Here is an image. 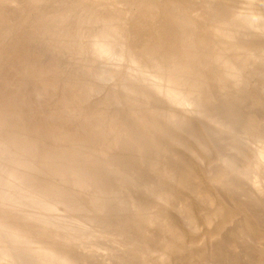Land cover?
Listing matches in <instances>:
<instances>
[{
  "label": "bare ground",
  "instance_id": "1",
  "mask_svg": "<svg viewBox=\"0 0 264 264\" xmlns=\"http://www.w3.org/2000/svg\"><path fill=\"white\" fill-rule=\"evenodd\" d=\"M263 82L264 0H0V264H264Z\"/></svg>",
  "mask_w": 264,
  "mask_h": 264
},
{
  "label": "rangeland",
  "instance_id": "2",
  "mask_svg": "<svg viewBox=\"0 0 264 264\" xmlns=\"http://www.w3.org/2000/svg\"><path fill=\"white\" fill-rule=\"evenodd\" d=\"M17 15V14H16ZM34 42V41H33ZM69 65H71V64H69ZM262 87V89H264V82H263V85L261 86ZM245 105V106H244ZM241 104V106H236V107H238V110H239V112H241V114L243 113V114H246V113H248V111H249V109H250V107H248V105L247 104ZM249 108V109H248ZM241 109V110H240ZM260 113L262 114V115H264V108H262L261 109V111H260ZM199 123V121L197 120V124ZM195 127V126H194ZM195 129H196V127H195ZM263 129H264V122H263ZM197 130V129H196ZM237 133H238V135H240L239 137V140H240V142H242V144H244L245 142L246 143H248V144H244L243 146H242V144H240L239 142V144L241 145V147H243L244 149V151H246V152H244L246 155H248L247 157H252V153L251 152H248L249 150L250 151H252L251 149H252V144H250L249 142L250 141H247L248 140V136H247V134H245V132L244 131H242V132H240V130H238L237 131ZM240 133V134H239ZM243 133V134H242ZM247 138V139H242V138ZM245 142H244V141ZM225 144V143H224ZM224 144H220L221 146H220V148L222 149L224 146L225 147H227L226 145H224ZM238 144V145H239ZM250 144V145H249ZM251 147L249 150H248V148H249V146ZM245 146H247V147H245ZM224 147V148H225ZM223 148V149H224ZM221 149H220V151H221ZM227 149V148H226ZM191 156H188V158H190ZM249 159V161H252V158H248ZM254 159V158H253ZM217 164V163H216ZM244 165V164H243ZM215 167H219L218 165L217 166H215ZM217 169V168H216ZM151 177L150 176H148V179H150ZM152 179V178H151ZM235 181V182H234ZM234 181L232 182V184H233V191L232 192H229L228 193V196H227V194H225V195H223V200H224V202L225 203H227V205H229L230 203H232V202H230V199L232 198V199H234L233 201H236V202H242V201H245L246 199H247V196H248V194H247V191H248V189H249V184L252 182L250 179H244V180H242V179H234ZM235 184V185H234ZM246 192H245V191ZM243 194H245V195H247L246 197H242V195ZM235 197V198H234ZM192 199H196L195 197H192ZM263 202H264V200H263ZM246 205L248 204V203H245ZM250 208V214L255 218V222H257L256 224L257 225H259V227H261V228H263L264 229V212H262V209L264 210V206L262 205V209H261V207H258V209H256L255 207H253L252 205H250L249 206ZM206 210H203V207L201 206V211H200V216H201V218L202 217H204L205 215H206ZM236 223V222H235ZM238 225V223H236L235 224V226L233 227V226H230V227H228V228H226V231L228 232H231L236 226ZM230 228H233L232 230L230 229ZM236 229V228H235ZM96 244H98L101 248H106V247H108V245L110 244V242L109 241H107V240H98L97 242H96ZM96 255H98V253H96V254H94V256H90V254H89V260H88V263L89 264H102L101 263V261L99 260V259H97V257H96ZM96 258V259H95ZM94 259V260H93ZM130 264H146V263H141L140 261H134V263H130Z\"/></svg>",
  "mask_w": 264,
  "mask_h": 264
}]
</instances>
